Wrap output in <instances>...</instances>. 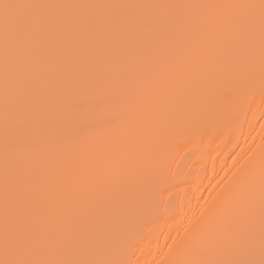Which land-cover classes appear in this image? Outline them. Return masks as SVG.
Listing matches in <instances>:
<instances>
[{"label": "bare ground", "instance_id": "obj_1", "mask_svg": "<svg viewBox=\"0 0 264 264\" xmlns=\"http://www.w3.org/2000/svg\"><path fill=\"white\" fill-rule=\"evenodd\" d=\"M0 264H264V0H0Z\"/></svg>", "mask_w": 264, "mask_h": 264}, {"label": "snow or ice", "instance_id": "obj_2", "mask_svg": "<svg viewBox=\"0 0 264 264\" xmlns=\"http://www.w3.org/2000/svg\"><path fill=\"white\" fill-rule=\"evenodd\" d=\"M3 7L8 8V7H10V5L5 4V5H3Z\"/></svg>", "mask_w": 264, "mask_h": 264}]
</instances>
